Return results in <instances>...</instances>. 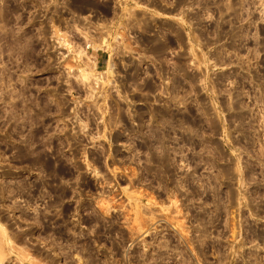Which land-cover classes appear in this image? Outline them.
<instances>
[{"label": "rangeland", "instance_id": "obj_1", "mask_svg": "<svg viewBox=\"0 0 264 264\" xmlns=\"http://www.w3.org/2000/svg\"><path fill=\"white\" fill-rule=\"evenodd\" d=\"M0 227V264H264V0H0Z\"/></svg>", "mask_w": 264, "mask_h": 264}, {"label": "bare ground", "instance_id": "obj_2", "mask_svg": "<svg viewBox=\"0 0 264 264\" xmlns=\"http://www.w3.org/2000/svg\"><path fill=\"white\" fill-rule=\"evenodd\" d=\"M111 10H112V9H111ZM100 13H101V11H100ZM110 15H111V14H110ZM112 15H113V13H112ZM133 15H134V14H133ZM114 16H115V15H114ZM114 16H113V17H114ZM136 19H137V18H136ZM136 19H135V20L132 19V20H133V21H137ZM138 19H140V18H138ZM111 20H112V19H111ZM111 20H110V21H111ZM132 20H131V21H132ZM126 21H127V20H126ZM126 21H125V22H126ZM133 21H132V22H133ZM138 22H140V20H139ZM130 23H131V22H130ZM130 23H129V25H130ZM126 24H127V23H126ZM131 24H132V23H131ZM131 27H132V26H130V28H131ZM0 229H1V227H0ZM1 230H2V229H1ZM4 232H5V231H4ZM1 257H2V256H1ZM2 258H3V257H2ZM0 260H1V259H0ZM1 262H2V260H1ZM86 263H87V262H86Z\"/></svg>", "mask_w": 264, "mask_h": 264}]
</instances>
